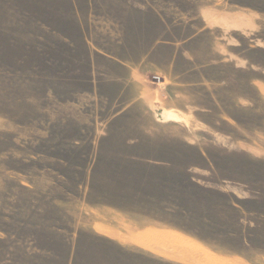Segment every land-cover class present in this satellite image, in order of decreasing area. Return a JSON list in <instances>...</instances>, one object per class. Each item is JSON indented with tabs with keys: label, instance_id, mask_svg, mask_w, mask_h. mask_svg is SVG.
<instances>
[{
	"label": "rangeland",
	"instance_id": "obj_1",
	"mask_svg": "<svg viewBox=\"0 0 264 264\" xmlns=\"http://www.w3.org/2000/svg\"><path fill=\"white\" fill-rule=\"evenodd\" d=\"M201 245L264 264V0H0V264H202Z\"/></svg>",
	"mask_w": 264,
	"mask_h": 264
},
{
	"label": "crops",
	"instance_id": "obj_2",
	"mask_svg": "<svg viewBox=\"0 0 264 264\" xmlns=\"http://www.w3.org/2000/svg\"><path fill=\"white\" fill-rule=\"evenodd\" d=\"M178 55L173 56L171 53H169V54H167V56H165V58L168 57L170 59L174 58V60H177L178 59ZM169 68H170V73H172V71L174 69L173 63L169 66ZM113 209H115V211L119 214V216H122V217L128 216V215L132 216V214H133V212L126 211L125 209H122V208H113ZM69 212H71V211L69 210ZM73 212H75L77 214L76 208H75V210ZM139 220L141 221L140 225L145 223V226L149 225V226H154V227H156L155 225H158L161 222V221L156 220L155 218L150 217L149 215H139ZM85 226H87V225L85 224ZM73 227L76 228V224H74ZM90 228H91L90 229L91 231H89V232H87L88 230H85V229H83V231L87 232L88 234H91V237L93 239L97 240L98 242L110 244L115 249H119L120 248V250H122L123 247L125 246L124 241H126V237H125V239L123 241V237H121V234L118 231L115 232V231L110 230V229L105 228V227H104V229L106 231H102L101 229L98 230L97 229L98 227L97 228L96 227L93 228V226L90 227ZM100 228H102V227L100 226ZM77 229H78V227H77ZM149 229H151V228H149ZM158 230H161V231H172V230H167L165 228L158 229ZM96 237H98V239ZM134 237L135 236H133V238ZM61 239H62V242H63V246H65V248H66V246L69 247V251H68L67 255H81L80 251L83 249V240H82V237H81V233H79V231H78V236H75L74 238L70 237L69 239L68 238L65 239L63 237ZM65 240L67 241V243H66ZM131 240H134V239H131ZM52 251L54 252V250H52ZM56 254L59 255L58 253H56Z\"/></svg>",
	"mask_w": 264,
	"mask_h": 264
},
{
	"label": "bare ground",
	"instance_id": "obj_3",
	"mask_svg": "<svg viewBox=\"0 0 264 264\" xmlns=\"http://www.w3.org/2000/svg\"><path fill=\"white\" fill-rule=\"evenodd\" d=\"M161 111V110H160ZM179 115V114H178ZM159 116L161 117V119L162 120H169V119H177L178 120V116L174 113V112H172V111H167V110H163V111H161L160 112V114H159ZM160 119V118H159ZM171 237H176L178 240H180L181 242L183 241H187L188 242V238H186V237H183V236H181V235H179V236H177V235H168L167 237H165L166 238V240L164 239L163 240V242L162 243H157L156 244V247L158 248V249H161V250H163V251H166L167 252V250L164 248V247H166L165 246V244H168L169 242V244L170 245H174V249H175V247H178V245L180 246V241H178V240H176V239H173V238H171ZM167 238H170V240L168 239L167 240ZM173 239V240H172ZM176 242V243H175ZM186 242V243H187ZM189 242H190V240H189ZM191 242H192V244H195L194 246H195V248H196V246H199V243H197V242H194L193 243V240L191 239ZM172 243V244H171ZM169 245V247H172V246H170ZM185 245V247H186V244L184 243L183 244V246ZM191 245V244H190ZM189 245V246H190ZM168 247V248H169ZM201 247V248H200ZM199 248L201 249H198L197 251H196V255H200V259H201V261L204 263H206V264H218L216 261H215V259H216V255L214 254V255H212L211 253V250L210 249H208L207 247H204L203 245H201ZM173 248V247H172ZM181 248H184V247H181ZM189 248V247H188ZM165 249V250H164ZM171 250V251H175V250ZM177 249V248H176ZM179 249H180V247H179ZM187 249V248H186ZM193 249V248H192ZM178 250V249H177ZM185 250V249H184ZM182 251V254L183 255H186L188 252H186V251ZM190 250H191V248H190ZM194 250H196V249H194ZM169 251V250H168ZM170 252V251H169ZM181 252V251H180ZM186 252V253H185ZM191 252H192V250H191ZM194 252V251H193ZM193 252H192V254H193ZM177 253V252H176ZM202 253L203 254H205V255H202ZM178 254H180L179 252H178ZM178 254H175V255H178ZM182 255V256H183ZM188 255V254H187ZM193 256V255H192ZM195 256V255H194ZM216 256V257H215ZM198 257V256H197ZM191 259V258H190ZM194 259V258H193ZM200 259H199V261H200ZM198 260V259H197ZM197 260H195L196 262H197ZM190 261V260H189ZM194 261V262H195ZM202 263V264H203Z\"/></svg>",
	"mask_w": 264,
	"mask_h": 264
},
{
	"label": "built area",
	"instance_id": "obj_4",
	"mask_svg": "<svg viewBox=\"0 0 264 264\" xmlns=\"http://www.w3.org/2000/svg\"><path fill=\"white\" fill-rule=\"evenodd\" d=\"M154 79H155L157 82H160V81H161V78L158 77V76H154Z\"/></svg>",
	"mask_w": 264,
	"mask_h": 264
}]
</instances>
